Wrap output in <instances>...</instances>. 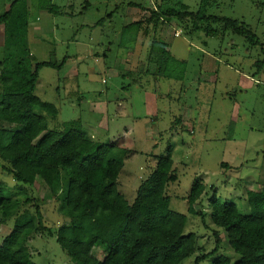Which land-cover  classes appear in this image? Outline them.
Segmentation results:
<instances>
[{"label": "rangeland", "instance_id": "1", "mask_svg": "<svg viewBox=\"0 0 264 264\" xmlns=\"http://www.w3.org/2000/svg\"><path fill=\"white\" fill-rule=\"evenodd\" d=\"M14 1L0 0V17ZM202 2L21 0L13 7L10 21L0 24V32L5 26L12 32L26 29L33 43L34 33H40V24L50 17L54 25L48 27L55 32L56 43L49 57L34 53L31 45L37 61L60 62L67 55L83 60V69L74 64L75 69L43 68L39 72L36 95L59 110L56 119H49L50 129L81 120L96 142L115 144L112 157L124 163L117 188L130 204L150 176L155 159L173 146L178 180L168 185L166 193L171 210L188 216L184 236H193L196 245L194 254L181 264H195L196 258L211 253L218 238V253L200 264H212L219 255L230 257L234 264L239 255L229 246L226 232L212 223L209 199L216 193L221 202L235 203L248 215V191L264 192V0H208L207 15L246 24L259 41L256 46L221 25H212L219 33L207 36L203 30L185 31L175 19H165L163 26L147 22L158 7L182 3L195 13ZM147 7L152 10L145 11ZM134 13L143 26L130 27L121 37L119 30L132 22ZM48 30L40 34L51 41L54 38ZM155 35L174 58L166 70L170 78L158 79L157 85L153 76L158 68L148 60ZM119 42H123L121 48ZM7 51L0 34V64L7 56H19V52ZM181 116L182 125L178 126L176 119ZM4 166L0 160V184L14 197L29 199L26 207L38 205L44 226L52 233L40 231L29 239L32 261L72 264L56 241L58 229L70 222L61 213V201L51 196L40 179L34 186L18 183ZM198 182L206 185L194 206L201 215H191L188 196ZM13 224L14 219L0 226V245ZM254 252L257 258L264 256V242L255 246ZM94 253L100 260L104 258L100 250L94 249Z\"/></svg>", "mask_w": 264, "mask_h": 264}, {"label": "trees", "instance_id": "2", "mask_svg": "<svg viewBox=\"0 0 264 264\" xmlns=\"http://www.w3.org/2000/svg\"><path fill=\"white\" fill-rule=\"evenodd\" d=\"M20 1L11 4L0 17V24L10 21L13 7ZM209 4L203 0L195 13L182 3L166 9L158 7L147 22L163 26L165 19H175L185 31L203 30L207 36L219 33L212 25H221L253 46L259 43L246 24L207 15ZM142 26L138 21L129 28ZM14 58L12 55L9 64L5 60L0 64V160L16 182L34 186L40 179L51 196L61 201V213L70 222L58 229L56 241L72 264H181L186 256L194 254L193 236H184L188 216L171 210L166 193L168 185L178 180L173 146L157 157L155 169L130 204L117 188L124 163L112 157L115 144L96 142L85 132L81 120L65 122L61 129L49 127V119H56L59 110L36 95L39 72L43 68L61 70L66 58L32 67L27 48ZM148 60L156 64L158 76L170 78L166 70L174 58L156 35ZM205 191V184L193 185L188 196L189 214L201 215L194 206ZM247 198L251 213L244 215L235 203L221 202L214 193L209 199L210 219L226 232L229 246L239 255L234 264H264V256L257 258L254 252V247L264 242V192L248 191ZM29 203V199L14 197L0 184V226L14 219L12 231L0 245V264H35L27 246L29 239L40 231L52 234L44 226L40 207H26ZM219 242L218 238L216 248L196 258L195 264L216 255ZM94 249L104 255L102 260ZM231 263L225 255L212 261Z\"/></svg>", "mask_w": 264, "mask_h": 264}, {"label": "crops", "instance_id": "3", "mask_svg": "<svg viewBox=\"0 0 264 264\" xmlns=\"http://www.w3.org/2000/svg\"><path fill=\"white\" fill-rule=\"evenodd\" d=\"M144 11H141L140 15L143 13ZM132 15V14H131ZM112 16L109 15L108 18H111ZM134 19L131 20L132 22L129 24V25H126L123 30H119V34L120 36L122 37V34L124 32L127 31V29H129V26L132 24V23H136L138 21H140V19L136 18V13L133 14L132 16ZM47 22H44V24H40L38 30L40 31V33L42 32V30L44 31L45 29H49L48 32H50V34H52L53 38L55 37V32L53 31L51 27V25H54V23L52 22V19L50 17L47 18L46 20ZM50 26V27H48ZM6 26L4 27L3 31L0 32L1 36H2V40H3V46H7V48L9 49V51H7L8 54L10 53H16V52H21L22 48H27L28 51H29V57L32 58L31 60V66L33 67L34 65H36L37 63H40V62H47L49 60H39V62L37 61V59L35 58L36 56H34V54L32 53L31 51V48L33 47V52L34 53H38L39 55L43 54L44 57H49L47 56L50 48L53 46L54 47V43H56V39L54 38L53 40L49 41L47 39H45L44 37L41 36V34L39 32H35L34 35H33V43H31V35L28 33V31L26 29H23L19 32H12V31H9V30H6ZM22 29V28H21ZM128 32V31H127ZM137 38V37H136ZM132 39V36L131 38ZM32 45V47H31ZM126 45H128V43H126ZM119 48H121L123 46V42H119ZM37 51V52H36ZM20 52H19V56H20ZM4 52V54H7ZM12 56V55H11ZM11 56H7V59L4 58V60L9 64L11 61ZM64 58H66V63L64 64V66L61 68V70H64L65 68H67L68 66H70V68L72 69L73 68V65L75 64V67H78V69L82 68V65H80V63L83 62V60H80V57H75V56H72V55H67L65 56ZM63 58V59H64ZM43 59H46V58H43ZM62 59V60H63ZM78 59V60H77ZM3 60V61H4ZM97 60V59H96ZM17 61V60H16ZM133 62V60H132ZM127 64V63H126ZM128 64L130 65V63L128 62ZM134 64V62H133ZM75 67L73 69H75ZM134 68H138L137 67H134ZM90 69V67H89ZM61 70H58V71H61ZM130 70V68H129ZM151 70V69H150ZM135 70L131 71V72H134ZM130 72V73H131ZM151 72V71H150ZM73 74V73H72ZM74 75V74H73ZM149 75H153V73H150ZM154 77V83L157 85L159 82L158 79H161L164 80L166 79L165 77H161V76H153ZM39 80V79H38ZM158 81V83H157ZM38 85V84H37ZM78 87V90H79V85L77 86ZM37 90V88H36ZM182 117V116H181ZM178 118L176 119V121L180 124L178 126H181L182 125V121H183V117L182 118ZM114 155V152L112 154V156ZM156 160L155 159V163H154V166H153V169L152 171L154 170V168L156 167ZM152 173V172H151Z\"/></svg>", "mask_w": 264, "mask_h": 264}, {"label": "built area", "instance_id": "4", "mask_svg": "<svg viewBox=\"0 0 264 264\" xmlns=\"http://www.w3.org/2000/svg\"><path fill=\"white\" fill-rule=\"evenodd\" d=\"M147 9V11H151L152 10V7H147L146 8ZM156 10V9H155ZM176 36H180V34L179 33H177V34H175Z\"/></svg>", "mask_w": 264, "mask_h": 264}]
</instances>
